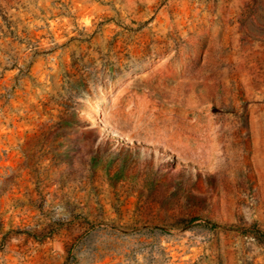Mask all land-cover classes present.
I'll list each match as a JSON object with an SVG mask.
<instances>
[{
	"label": "rangeland",
	"instance_id": "374dc122",
	"mask_svg": "<svg viewBox=\"0 0 264 264\" xmlns=\"http://www.w3.org/2000/svg\"><path fill=\"white\" fill-rule=\"evenodd\" d=\"M0 264H264V0H0Z\"/></svg>",
	"mask_w": 264,
	"mask_h": 264
}]
</instances>
